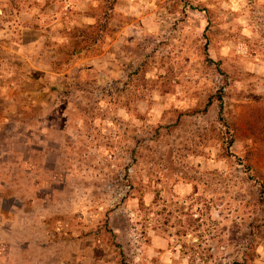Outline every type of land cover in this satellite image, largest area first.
<instances>
[{
	"label": "rangeland",
	"instance_id": "374dc122",
	"mask_svg": "<svg viewBox=\"0 0 264 264\" xmlns=\"http://www.w3.org/2000/svg\"><path fill=\"white\" fill-rule=\"evenodd\" d=\"M0 264H264V0H0Z\"/></svg>",
	"mask_w": 264,
	"mask_h": 264
},
{
	"label": "trees",
	"instance_id": "16d2710c",
	"mask_svg": "<svg viewBox=\"0 0 264 264\" xmlns=\"http://www.w3.org/2000/svg\"><path fill=\"white\" fill-rule=\"evenodd\" d=\"M219 101H220V104H219V106H221V98H219Z\"/></svg>",
	"mask_w": 264,
	"mask_h": 264
}]
</instances>
